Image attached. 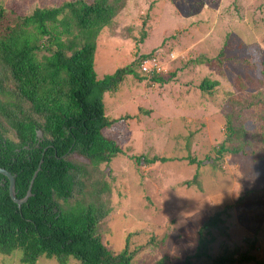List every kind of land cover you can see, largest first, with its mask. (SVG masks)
Wrapping results in <instances>:
<instances>
[{"label":"rangeland","instance_id":"374dc122","mask_svg":"<svg viewBox=\"0 0 264 264\" xmlns=\"http://www.w3.org/2000/svg\"><path fill=\"white\" fill-rule=\"evenodd\" d=\"M68 1L0 4L24 16ZM144 54L161 59L162 82L135 67L142 81L127 76L104 94L106 116L120 118L110 130L120 134L121 152L98 165L80 196L93 201L105 188L101 198L110 211L98 231L106 246L118 254L136 232L133 243H151L132 264H184L196 254L201 227L216 217L217 226L208 227L209 257L191 264H219L220 257L235 260L225 264H264V158L215 156L225 139L229 97L264 90V0H125L98 36L97 77ZM204 78L218 82L215 96L197 88ZM238 118L253 126L249 112ZM137 156L167 160L147 164ZM191 160L205 162L198 167ZM244 254L254 260L240 262ZM19 255L0 253V264H22ZM36 264L62 263L40 257Z\"/></svg>","mask_w":264,"mask_h":264},{"label":"trees","instance_id":"16d2710c","mask_svg":"<svg viewBox=\"0 0 264 264\" xmlns=\"http://www.w3.org/2000/svg\"><path fill=\"white\" fill-rule=\"evenodd\" d=\"M124 2L73 0L36 8L24 16L0 4V168L14 176L17 199L25 197L38 170L31 195L20 206L9 195V180L0 174V253L18 251L22 264H36L40 257L62 264L69 259L80 264H132L142 247L151 243H133L139 234L130 233L124 248L118 254L111 252L98 231L110 211L101 198L105 188L93 193V201L84 203L80 198L98 165L121 152L120 134L110 130L120 118L106 116L104 94L115 92L127 76L142 81L135 67L139 70L141 61L153 56L140 55L131 64L97 77L98 36ZM143 75L162 82L161 74ZM218 85L204 78L197 88L213 97ZM246 96L232 94L228 99L225 139L217 158L225 153L264 158V90ZM241 111L250 113L251 128L239 121ZM142 158L147 164L167 160L134 157L136 162ZM204 162L190 161L198 167ZM210 226H217L216 217L201 227L196 254L184 264H191V258L209 257ZM253 260L249 254L239 259Z\"/></svg>","mask_w":264,"mask_h":264},{"label":"water","instance_id":"95a60500","mask_svg":"<svg viewBox=\"0 0 264 264\" xmlns=\"http://www.w3.org/2000/svg\"><path fill=\"white\" fill-rule=\"evenodd\" d=\"M37 135L39 138H41L42 137L41 131H38ZM37 171L33 175V178L30 182V186H29V189H28L25 197L22 199H17V197L15 195V179H14V176L9 171H7L6 169L0 168V174L9 180V195H10L11 199L16 204H18V206H20L23 202H25L29 198V196L31 195V188H32L33 180H34L35 176L37 175Z\"/></svg>","mask_w":264,"mask_h":264},{"label":"built area","instance_id":"2783aa9c","mask_svg":"<svg viewBox=\"0 0 264 264\" xmlns=\"http://www.w3.org/2000/svg\"><path fill=\"white\" fill-rule=\"evenodd\" d=\"M171 57H174L173 52L170 53ZM163 71L161 59H158L156 55L150 58H145L139 65V72L146 75L160 74Z\"/></svg>","mask_w":264,"mask_h":264}]
</instances>
